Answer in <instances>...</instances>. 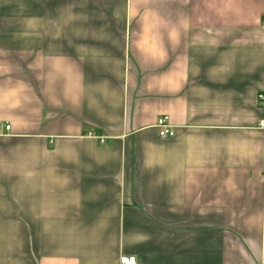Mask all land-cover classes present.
Returning a JSON list of instances; mask_svg holds the SVG:
<instances>
[{"label":"crops","instance_id":"1","mask_svg":"<svg viewBox=\"0 0 264 264\" xmlns=\"http://www.w3.org/2000/svg\"><path fill=\"white\" fill-rule=\"evenodd\" d=\"M262 94L264 0H0V264H264Z\"/></svg>","mask_w":264,"mask_h":264},{"label":"built area","instance_id":"2","mask_svg":"<svg viewBox=\"0 0 264 264\" xmlns=\"http://www.w3.org/2000/svg\"><path fill=\"white\" fill-rule=\"evenodd\" d=\"M259 99L263 101L264 95H260ZM156 127L159 130V135L161 138H171L174 136V130L170 123V118L168 116L160 117L157 121ZM6 130L9 131L10 127L7 126ZM119 264H137V260L133 256H122L120 258Z\"/></svg>","mask_w":264,"mask_h":264}]
</instances>
